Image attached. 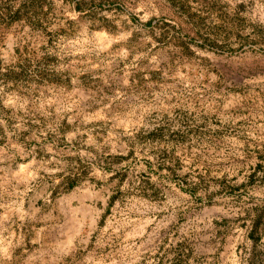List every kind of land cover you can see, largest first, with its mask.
<instances>
[{"label": "rangeland", "instance_id": "374dc122", "mask_svg": "<svg viewBox=\"0 0 264 264\" xmlns=\"http://www.w3.org/2000/svg\"><path fill=\"white\" fill-rule=\"evenodd\" d=\"M237 43L264 0H0V264H264Z\"/></svg>", "mask_w": 264, "mask_h": 264}, {"label": "bare ground", "instance_id": "6f19581e", "mask_svg": "<svg viewBox=\"0 0 264 264\" xmlns=\"http://www.w3.org/2000/svg\"><path fill=\"white\" fill-rule=\"evenodd\" d=\"M148 19V18H147ZM148 21V20H147ZM145 23V22H144ZM144 26V25H143ZM132 35V32H128L127 36ZM147 38V37H146ZM152 42L154 43L153 39ZM245 43V42H244ZM260 43V42H259ZM151 44V43H150ZM233 44V43H232ZM247 44V43H246ZM264 46V45H262ZM242 47L243 45H239L238 43L236 45H232V47L230 49H228L229 51H231L232 53L238 55V56H244V58H242L241 60H239L237 63H230V64H219L218 66L221 68L222 72H227L228 73H233L234 75H236L238 73L241 72H252L255 70H260V69H264V59H260L261 57H259V59H253L251 57L253 51L252 49H250L247 45L245 47V49H243L244 51H242ZM261 48L264 49V47H261L260 45H256L255 49L256 50H260ZM218 51V50H217ZM230 53V52H229ZM256 53V52H255ZM258 53V52H257ZM258 55V54H257ZM260 56V55H259ZM255 57V56H254ZM264 57V56H263ZM241 58V57H240ZM256 58V57H255ZM216 62V61H214ZM222 63V61H220ZM225 62V61H224ZM227 63V61H226ZM215 65V64H214ZM223 72V73H224ZM257 72V71H256ZM244 73V74H245ZM226 74V73H225ZM248 74V73H246Z\"/></svg>", "mask_w": 264, "mask_h": 264}]
</instances>
